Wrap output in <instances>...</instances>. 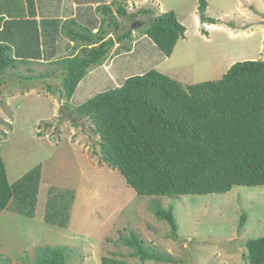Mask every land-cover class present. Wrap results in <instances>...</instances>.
Masks as SVG:
<instances>
[{
	"label": "rangeland",
	"instance_id": "374dc122",
	"mask_svg": "<svg viewBox=\"0 0 264 264\" xmlns=\"http://www.w3.org/2000/svg\"><path fill=\"white\" fill-rule=\"evenodd\" d=\"M207 2L209 15L220 27L198 23L199 0H128L129 11L141 7H151L156 14L174 10L187 28L185 39L178 41L171 56H165L139 31L148 16L138 15L135 21L141 24L135 27L132 21L121 18L120 31L131 27L133 35L142 36L132 41L131 52L117 55L116 44L102 66L90 69L71 98V106L152 68L192 84L221 78L231 61L263 59L264 0ZM202 29H209L205 37L200 36ZM37 30L29 36L33 42ZM60 41L63 48L66 39L60 37ZM49 61L29 60L19 68L23 74L52 71ZM18 71L14 73L17 76ZM12 72L9 69L0 78V154L10 183L36 166H41L42 176L33 217L11 205L0 213V264H34L36 247L46 245L68 247L66 264H101V257L110 252L128 255L132 251L116 243L131 229L177 259L176 263L148 260L146 264H246V242L264 236V185H237L223 194L159 197L177 218L176 240L170 235L169 223L155 214L153 196L139 195L119 170L102 161L99 135L91 130L89 120L77 118L73 122L63 117L58 92H50L46 86L59 87L61 76L30 80L17 78ZM52 186L74 194L66 228L44 219ZM244 212L246 224L239 233ZM126 258L140 261L138 257Z\"/></svg>",
	"mask_w": 264,
	"mask_h": 264
},
{
	"label": "trees",
	"instance_id": "16d2710c",
	"mask_svg": "<svg viewBox=\"0 0 264 264\" xmlns=\"http://www.w3.org/2000/svg\"><path fill=\"white\" fill-rule=\"evenodd\" d=\"M27 5L34 18L35 0H27ZM208 5L207 0H199L201 23H217L208 13ZM82 7H85L83 12ZM92 9L91 3L80 5L79 14L61 24L69 45L74 43L71 53L53 59L47 57L52 71L23 74L19 68L20 64L28 65L29 60L44 58L40 34L36 31L35 42L29 37L36 30L31 25L34 23L23 21L26 34L18 49L0 31V78L9 69L15 77L30 80L50 78L60 70V86L54 88L48 84L47 89L58 92V98L73 116L89 120L91 130L99 135L102 161L119 170L139 195L153 196L151 205L155 214L169 223L170 235L177 240V218L159 197L223 194L237 185H264V58L236 61L221 78L192 84H184L152 68L128 76L120 86L99 92L72 107L70 100L90 69L103 65L117 43L116 54L128 52L132 50V41L141 36L133 35L131 27L120 31L121 18L134 22L140 14L148 16L139 31L165 56L172 55L187 30L174 10L156 14L151 7H141L129 11L127 0L100 3L96 13ZM4 19L0 16V24ZM202 31L206 33L205 29ZM77 49L79 52L74 54ZM41 176V166H36L16 183H10L0 154V213L11 205L19 213L33 217ZM48 195L45 221L66 228L73 192L52 186ZM246 219L244 212L239 233ZM116 243L132 251L128 255L110 252L101 257V264L177 262L168 252L148 244L134 229L121 234ZM246 248V264H264V236L249 239ZM35 250L34 264L67 263L66 246L46 245ZM127 256L138 257L140 261H130Z\"/></svg>",
	"mask_w": 264,
	"mask_h": 264
},
{
	"label": "crops",
	"instance_id": "0c3cea01",
	"mask_svg": "<svg viewBox=\"0 0 264 264\" xmlns=\"http://www.w3.org/2000/svg\"><path fill=\"white\" fill-rule=\"evenodd\" d=\"M112 1L113 0H35V4H36L35 11L36 12H35L34 18H32V16L30 15V11L28 9L27 0H0V16H4L5 18L4 21L0 24V31H4L6 33L5 40L8 43L12 44L14 49L16 48L18 49L17 45L20 44V41L24 39L23 36L26 34L25 33L26 29L24 27L25 23L23 21H26V20L31 21L32 23H34V25L33 24L31 25L34 28H38L37 32L41 36L40 41L42 38V41H41L42 51L45 52V55L44 56L42 55V56L44 58L48 57L49 59H53V58L59 57L57 53L60 51V48H62L60 37H64L66 39V43H64L63 48H62L63 53L61 55L71 53V44L73 45L74 42L70 43L69 45L68 39L65 37L63 32H61V24L65 20L71 17H75L77 14H79L78 7L80 5L85 6L91 3L93 7L92 10L95 12V8L100 3L105 2L108 4V3H111ZM136 1H140V0H136ZM80 10L81 12H83L85 10V7H82ZM96 16L98 15L96 14ZM99 17L100 16H98V18ZM60 19H61V22H59ZM197 21L201 25L200 18L197 17ZM206 24L210 26L211 28L220 27L219 25H217V23H212V24L206 23ZM96 30L97 29H95V31ZM186 32H185V36L182 37L179 41L185 39ZM206 32L209 33V29H206ZM200 34L199 35L201 37H205L203 35L205 33H200ZM139 39L140 37L135 39V42ZM118 45L119 44L117 43V46ZM131 49L133 50V47ZM46 52H48L49 54L46 55ZM78 52H79V49H77L74 52V54ZM123 53H126V52L124 51L117 55H120ZM28 56H31V55H28ZM234 62L235 60L227 64L225 68L226 69L225 72L229 69V67ZM56 75L61 76L62 72L60 70H57Z\"/></svg>",
	"mask_w": 264,
	"mask_h": 264
},
{
	"label": "water",
	"instance_id": "95a60500",
	"mask_svg": "<svg viewBox=\"0 0 264 264\" xmlns=\"http://www.w3.org/2000/svg\"><path fill=\"white\" fill-rule=\"evenodd\" d=\"M140 24H141L140 21H138V22L134 21L132 24V27L139 26ZM60 110H61L63 116L66 117L67 119H69L73 122L77 120V118L72 115L70 109L64 103L60 105Z\"/></svg>",
	"mask_w": 264,
	"mask_h": 264
}]
</instances>
